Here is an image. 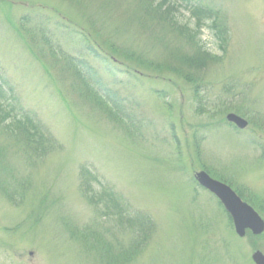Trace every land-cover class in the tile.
<instances>
[{"label":"rangeland","instance_id":"374dc122","mask_svg":"<svg viewBox=\"0 0 264 264\" xmlns=\"http://www.w3.org/2000/svg\"><path fill=\"white\" fill-rule=\"evenodd\" d=\"M197 2L218 18L195 33ZM196 43L217 59L190 65ZM0 87V264L264 253L195 178L264 218V0H0Z\"/></svg>","mask_w":264,"mask_h":264},{"label":"water","instance_id":"95a60500","mask_svg":"<svg viewBox=\"0 0 264 264\" xmlns=\"http://www.w3.org/2000/svg\"><path fill=\"white\" fill-rule=\"evenodd\" d=\"M228 118L231 121H235L241 127H244L247 124L245 120L232 114L229 115ZM199 176L200 181L203 183V174H200ZM206 184L215 191L225 203L227 209L233 215L236 229L240 235L244 234L246 227L252 228L255 233H259L264 229V223L257 213L247 204L243 203L234 193L224 189L221 184L213 180H209ZM253 258L257 264H264V256L260 252L255 253Z\"/></svg>","mask_w":264,"mask_h":264},{"label":"trees","instance_id":"16d2710c","mask_svg":"<svg viewBox=\"0 0 264 264\" xmlns=\"http://www.w3.org/2000/svg\"><path fill=\"white\" fill-rule=\"evenodd\" d=\"M169 11V12H168ZM172 10L168 9L166 12H164L163 16H165V19L167 20V22L172 26L173 29H175V31H179L181 32L182 34H185L186 32H188V30L190 31V28L188 26V24L186 23H181L180 20H178V18L176 16L173 15V13H171ZM205 16H208L209 18H212L213 19H216L218 18V15H217V12L214 13L213 10H211V8H209V12L208 14H205ZM201 20L202 18H198V22H197V26L198 28H194L193 31L195 33H198L200 32L199 28L201 27ZM214 24H216V27H217V22H215ZM213 24V26L215 27V25ZM212 26V25H211ZM224 28V27H223ZM224 30H226L224 28ZM216 36L219 38V37H222L221 34V29H218L216 30ZM186 35L188 37H190V34L186 33ZM187 41V40H186ZM193 41V40H192ZM223 41V40H222ZM195 43V42H194ZM195 46H197L196 50L194 53H191L189 55V57H187V62L190 64V65H200V66H204L205 65V61H207V59H214L216 57L214 56H211V54H209V51L205 50L203 47L200 46L199 43H196ZM214 57V58H213ZM217 59V58H216ZM85 83H89L86 79L84 80ZM4 106V105H3ZM2 107V106H1ZM10 112V111H9ZM19 112V111H18ZM11 113V112H10ZM12 114V113H11ZM19 116H22V115H19ZM30 115H24V121H28V117ZM32 126H34L33 124H31ZM24 127V126H23Z\"/></svg>","mask_w":264,"mask_h":264}]
</instances>
